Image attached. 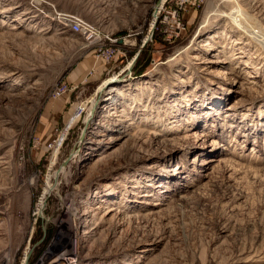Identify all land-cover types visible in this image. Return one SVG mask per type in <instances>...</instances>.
<instances>
[{
	"label": "rangeland",
	"instance_id": "1",
	"mask_svg": "<svg viewBox=\"0 0 264 264\" xmlns=\"http://www.w3.org/2000/svg\"><path fill=\"white\" fill-rule=\"evenodd\" d=\"M87 98L44 190V145ZM52 191L66 264H264V0H0V264Z\"/></svg>",
	"mask_w": 264,
	"mask_h": 264
},
{
	"label": "built area",
	"instance_id": "2",
	"mask_svg": "<svg viewBox=\"0 0 264 264\" xmlns=\"http://www.w3.org/2000/svg\"><path fill=\"white\" fill-rule=\"evenodd\" d=\"M67 21H68V25H78V26H81L83 28L82 39L84 41H87L89 39H91V40L96 39L97 37L99 38V36H98L99 34H98L96 27H93L84 18L79 17L77 15H69ZM147 36H146V38H147ZM115 42H117V38H115L114 43ZM142 44H144V40L142 41ZM93 45L94 46L98 45V46L103 47L104 41L100 40ZM109 52L110 51H108L106 53V55H107L106 58L108 60L111 58L110 57L111 54ZM123 54H124V56L126 55V53H123ZM89 98L83 99V100L79 101V103L75 104V106L73 107V109L69 115V119L65 123L63 129L61 131H59L58 133L54 134L53 138H51L46 143V145H44L47 152L51 153V159L49 162L50 163L49 172H48V174L46 173V178L44 181V190L46 188L48 180L51 179L50 176L52 175V170H53V172H55V166H57L56 163H58L59 159H61L63 157L62 152H63L64 148L67 147L69 145V142L71 141L70 140V135L72 136L71 132H74V129L80 123H85L86 115L88 114V111H90V109L88 107V105L90 103V102H88ZM36 142L38 145L40 141L37 140ZM77 143H80V141L77 140L76 142H74L73 148L70 152V155L68 156V157H70L69 160H71L73 158V150H74V147ZM68 157L63 159V162L66 159H68ZM69 164L70 163H68V165ZM61 165H63V163L60 164V166ZM68 165H66L67 168H68ZM44 190H43L42 195L40 196V200L42 199V196L44 194ZM53 193L57 194L56 191H52V193L49 194L43 215L38 214V209L33 210V220H32V223L30 225V228L27 232L26 245H25V249L23 252V258H22V261L20 264H66V259H71V256L77 255V254H71L70 253V246H74V245H78V244L73 243L72 237H71L72 239L69 237V243L64 242L62 240V237H66V235L64 234V232H62V230L60 228L61 223L56 224V219L51 218V216H49V215L46 216V214H45V210L47 212V208L49 207V198L51 197V195ZM40 200H39V202H40ZM36 208H37V205H36ZM41 218L45 221V225H46V221L49 220V222L47 223L46 231H44V226H45L44 225L43 226V232H44L43 237L41 238V240H38L37 243L32 244V238L34 237L35 230L37 228V222ZM49 224H51V225L53 224L52 226H57L58 228H57L56 232L52 235L51 239L45 241V242H47V245L44 248V250L41 251V249H42L41 246H38L39 250H36V248H37L36 246L44 241V238L46 237V234H47V229L49 228L48 227ZM58 234H59V236L62 235V237H60L59 240L57 241V235Z\"/></svg>",
	"mask_w": 264,
	"mask_h": 264
},
{
	"label": "trees",
	"instance_id": "3",
	"mask_svg": "<svg viewBox=\"0 0 264 264\" xmlns=\"http://www.w3.org/2000/svg\"><path fill=\"white\" fill-rule=\"evenodd\" d=\"M150 50L149 48H145L144 51L142 52V57H140L139 60V66L136 69V73L141 75L144 74L149 66V61H150ZM41 229V228H40ZM43 233V230H42Z\"/></svg>",
	"mask_w": 264,
	"mask_h": 264
},
{
	"label": "bare ground",
	"instance_id": "4",
	"mask_svg": "<svg viewBox=\"0 0 264 264\" xmlns=\"http://www.w3.org/2000/svg\"><path fill=\"white\" fill-rule=\"evenodd\" d=\"M90 23V22H89ZM93 26V25H92ZM75 29H78L79 27H78V25H76V27H74ZM82 36H83V28H82ZM144 45V44H143ZM143 45H140V47L142 48L143 47ZM129 72H131V70L129 71ZM109 82H111L110 80H107V81H105L104 82V84H107V83H109ZM117 88L116 87H114V88H112V90L111 91H114V90H116ZM111 138H112V136H111ZM116 138L118 139V137L116 136ZM114 139V138H113ZM63 171H65V170H63ZM63 171H60V174H62V172ZM57 183H55V185H56ZM55 187H57V186H55ZM82 214L85 216V218H89L90 220L92 219L89 215H90V207H87L83 212H82ZM89 220V221H90ZM91 231H93V229L91 230V228H90V230H87V229H84V231H83V234L84 235H86V240L88 239L87 237H89V234L91 233ZM88 235V236H87ZM26 261V260H25ZM72 264V263H71Z\"/></svg>",
	"mask_w": 264,
	"mask_h": 264
},
{
	"label": "water",
	"instance_id": "5",
	"mask_svg": "<svg viewBox=\"0 0 264 264\" xmlns=\"http://www.w3.org/2000/svg\"><path fill=\"white\" fill-rule=\"evenodd\" d=\"M152 27L154 28V25H153ZM152 27H151V29H150L149 35H148L147 38L144 40V44H146V43L151 39V37H152V35H153V29H152ZM118 43H119V44H124V45H125V44H129L130 42H129V40H127L126 38H120V39L118 40ZM130 44L136 46V45H137V42H136V41H133V42H131ZM82 136H83V135H82ZM82 136H81V137H82ZM69 159H70V157H68V159H66V160L63 162V164H64L65 166L67 165ZM48 222H49V220L46 221V225L44 226V231H46L47 223H48Z\"/></svg>",
	"mask_w": 264,
	"mask_h": 264
}]
</instances>
